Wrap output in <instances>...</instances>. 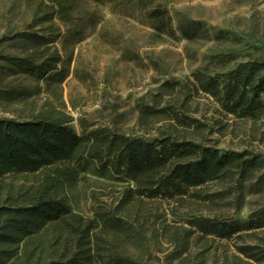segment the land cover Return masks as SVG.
Returning a JSON list of instances; mask_svg holds the SVG:
<instances>
[{
  "label": "rangeland",
  "instance_id": "1",
  "mask_svg": "<svg viewBox=\"0 0 264 264\" xmlns=\"http://www.w3.org/2000/svg\"><path fill=\"white\" fill-rule=\"evenodd\" d=\"M37 1L0 0V69L5 73L0 91L9 85L28 93L12 106L2 102L0 118L28 119L63 109L78 136L117 129L150 139L171 124L147 119L146 113L185 107L192 118L214 131L208 139L218 151L264 160V110L255 125L233 122L222 115L216 101L190 86L197 73L213 77L243 63L264 62V0H103L99 5L80 0L74 15L77 29L56 22L61 35L55 48L70 70L64 83H38L7 64L26 56L7 41L28 33L36 20ZM193 27L200 29L198 33L188 31ZM225 56L234 60L228 64L218 60ZM170 81L190 91L166 96L162 87ZM261 101L264 105V96ZM127 187L90 174L68 189L65 198L74 215L93 222L118 207ZM204 196L214 198L148 206L129 215V221L123 217L140 240L126 251L144 264H263L256 260H264V230L245 232L232 242L197 238L182 256L164 230L189 231L186 223L192 219L241 228L256 222L264 215V167L246 183L228 180L208 187Z\"/></svg>",
  "mask_w": 264,
  "mask_h": 264
},
{
  "label": "trees",
  "instance_id": "2",
  "mask_svg": "<svg viewBox=\"0 0 264 264\" xmlns=\"http://www.w3.org/2000/svg\"><path fill=\"white\" fill-rule=\"evenodd\" d=\"M79 5L80 0H38L36 20L28 33L16 35L12 42L5 40L26 55L7 60L11 70L38 83H64L70 70L55 48L61 35L56 22L77 29L74 15ZM218 60L228 64L234 59ZM3 76L0 69V82ZM190 86L216 101L225 118L254 125L260 121L264 62L243 63L213 77L197 73ZM189 88L170 81L162 92L185 95ZM26 96V90L7 85L0 91V104L12 106ZM173 111L146 113L147 119L171 124L150 139L117 129L78 136L71 128L73 119L63 109L28 119L0 118V264H144L126 251L140 240L123 217L129 221V215L159 204L209 202L214 197L204 196L208 187L234 179L246 183L263 169L259 156L218 151L208 139L214 131L192 118L185 107ZM90 174L128 186L118 207L93 222L74 215L65 198L68 189L78 187ZM186 225L189 231L164 230L178 256L188 254L197 238L223 243L245 232L263 231L264 215L244 228L205 219H192Z\"/></svg>",
  "mask_w": 264,
  "mask_h": 264
}]
</instances>
